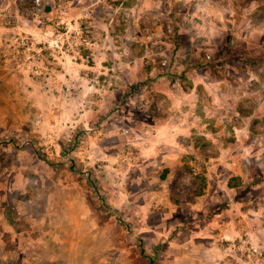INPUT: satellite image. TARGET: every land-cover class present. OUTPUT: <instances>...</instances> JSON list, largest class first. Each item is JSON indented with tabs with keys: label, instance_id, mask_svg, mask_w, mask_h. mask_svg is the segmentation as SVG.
<instances>
[{
	"label": "rangeland",
	"instance_id": "obj_1",
	"mask_svg": "<svg viewBox=\"0 0 264 264\" xmlns=\"http://www.w3.org/2000/svg\"><path fill=\"white\" fill-rule=\"evenodd\" d=\"M264 264V0H0V264Z\"/></svg>",
	"mask_w": 264,
	"mask_h": 264
},
{
	"label": "trees",
	"instance_id": "obj_2",
	"mask_svg": "<svg viewBox=\"0 0 264 264\" xmlns=\"http://www.w3.org/2000/svg\"><path fill=\"white\" fill-rule=\"evenodd\" d=\"M150 262H151L152 264H156V263H154V261H153V260H151Z\"/></svg>",
	"mask_w": 264,
	"mask_h": 264
}]
</instances>
